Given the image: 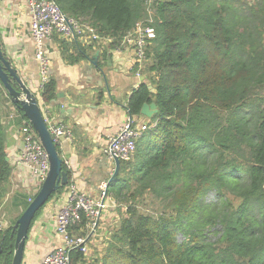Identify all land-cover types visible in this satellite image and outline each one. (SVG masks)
Instances as JSON below:
<instances>
[{
  "label": "trees",
  "instance_id": "1",
  "mask_svg": "<svg viewBox=\"0 0 264 264\" xmlns=\"http://www.w3.org/2000/svg\"><path fill=\"white\" fill-rule=\"evenodd\" d=\"M54 1L112 40L102 61L139 21L155 30L142 69L148 77L127 98L126 110L141 117L143 105L154 104L157 112L108 185L118 223L97 264H264V0ZM90 49L61 42L70 64L90 60ZM4 94L0 83V206L12 174ZM40 96L50 107L56 83L49 79ZM62 170L70 181L64 163ZM68 184L35 213L30 228ZM147 193L158 202L156 213L139 210ZM82 219L72 236H86ZM12 228L0 231V264L12 263ZM69 258L85 264L79 249Z\"/></svg>",
  "mask_w": 264,
  "mask_h": 264
},
{
  "label": "crops",
  "instance_id": "2",
  "mask_svg": "<svg viewBox=\"0 0 264 264\" xmlns=\"http://www.w3.org/2000/svg\"><path fill=\"white\" fill-rule=\"evenodd\" d=\"M0 40L6 58L17 69L24 85L33 92L39 83V65L34 58V46L29 34L26 0H0ZM63 41L68 44L72 42L56 35L47 43L48 75L56 83L57 94L61 93L63 96H56L46 115L51 124L65 126L71 132V140L63 141L58 147L60 156L71 174L77 176L73 175L72 178L85 192L95 197L99 184L109 179L114 169V163L103 156L102 149L107 144L108 136L128 116L127 98L140 82L146 81L148 74L143 70L138 73L133 68V54L127 49L110 50L102 61L98 57L105 51L107 44L98 46L79 42L82 46L91 48L90 60L99 59L98 67L105 75L102 80L95 68L89 70L90 60L70 64L61 54ZM4 93L6 96L1 105V122L5 129L7 160L12 174L7 195L0 206V220L4 219L10 226L14 225L24 211L28 185L26 183L24 187V170L18 165L22 145L20 129L24 120L19 116L10 97L5 91ZM99 95H102L101 100L98 99ZM17 117L20 122L16 123ZM151 118L133 117L139 124H150ZM64 196L65 193L49 201L33 223L21 264H41L43 258L56 245L55 216ZM9 209L14 212L13 224L8 220ZM109 209L105 211L102 222ZM90 235L92 234H86L85 248L87 242L93 240Z\"/></svg>",
  "mask_w": 264,
  "mask_h": 264
},
{
  "label": "built area",
  "instance_id": "3",
  "mask_svg": "<svg viewBox=\"0 0 264 264\" xmlns=\"http://www.w3.org/2000/svg\"><path fill=\"white\" fill-rule=\"evenodd\" d=\"M152 2L153 0L146 1L148 6ZM26 10L29 16V34L34 46V58L39 65V83L31 93L39 104L40 111L44 116V122L48 126L54 144L59 147L63 141H70L72 135L65 126L50 123L46 115L48 106L43 103L40 96L44 85L50 79L48 75L47 43L55 35L69 41L76 40L82 44H97L98 46L109 44L112 40L100 37L97 31L89 24L66 16L54 0H26ZM147 11L150 17L147 22L149 24L152 22V11L149 8ZM154 39V28L141 21L121 39L120 47L132 52L133 68L138 73L143 69L146 49ZM147 127L148 123L139 124L128 115L113 134L108 136L107 144L102 149L103 156L113 163L115 159L119 160L120 163L130 160L135 152L136 142L141 138ZM20 134L22 145L19 152L18 165L24 170L23 184L24 187L26 183L28 185L26 202L29 205L47 178L49 161L44 148L28 121L22 122ZM64 165L66 166L65 163ZM68 171L70 172L69 169ZM114 171L115 165L109 179L99 184L98 194L95 197L85 192L77 181L72 178L73 175H76H72L70 172L68 189L63 203L55 216L57 242L43 258L41 264H70L69 254L71 251L79 249L85 253L87 236H72L69 230L80 224L83 220L82 218L86 220L88 234L98 228L105 211L113 205L107 190ZM7 227V222L1 219L0 231Z\"/></svg>",
  "mask_w": 264,
  "mask_h": 264
},
{
  "label": "water",
  "instance_id": "4",
  "mask_svg": "<svg viewBox=\"0 0 264 264\" xmlns=\"http://www.w3.org/2000/svg\"><path fill=\"white\" fill-rule=\"evenodd\" d=\"M96 69L101 79H105V75L102 70L97 67L94 60H91L89 70ZM14 81L18 87L15 90L9 83ZM0 83L4 91L8 94L13 104L17 105L18 108L23 112L26 120L35 132L38 140L44 148L48 161H49V172L46 180L41 185L40 190L33 198L32 202L22 212L20 217L16 220L13 225V232H15L14 239V253L11 264H21L26 240L29 235L30 226L35 213L43 207L51 195L68 184V175L62 170L63 159L59 155L54 144L48 126L44 122V116L40 111L39 104L35 99L31 91L24 85L21 77L18 74L16 68H14L12 62L6 58L1 47L0 40ZM154 92L153 89H151ZM63 94L58 93L57 97H61ZM153 110V111H152ZM157 110L154 104H144L141 109V115L145 117H152L156 114ZM115 171L113 176L110 178V182L117 176L120 161L114 160Z\"/></svg>",
  "mask_w": 264,
  "mask_h": 264
},
{
  "label": "rangeland",
  "instance_id": "5",
  "mask_svg": "<svg viewBox=\"0 0 264 264\" xmlns=\"http://www.w3.org/2000/svg\"><path fill=\"white\" fill-rule=\"evenodd\" d=\"M4 96L6 95L4 94ZM15 120H16V123L18 121L20 122V118L18 117L15 118ZM139 206H140L139 210L147 214L156 213L159 208L158 202L155 201L154 196L148 193L143 196V199L139 202ZM24 207H25V204H23V208ZM107 212L108 213L106 214L105 219H103L104 221L103 222L101 221L98 228L94 232L91 233L92 235H90V239L93 237V240L91 242H87V245L85 248V258H86L85 263L86 264H97V261L105 253V249L110 240L111 232L116 229V226L118 223V218H117L118 215L115 210L114 201H113V205L111 206V209H109ZM0 216H1V213H0ZM8 220L10 224H13L15 220L14 212L11 209H9Z\"/></svg>",
  "mask_w": 264,
  "mask_h": 264
}]
</instances>
